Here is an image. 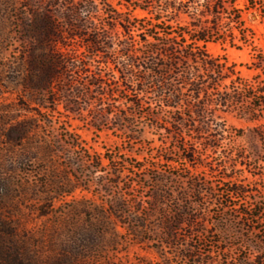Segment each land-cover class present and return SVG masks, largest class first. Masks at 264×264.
<instances>
[{"label": "trees", "instance_id": "1", "mask_svg": "<svg viewBox=\"0 0 264 264\" xmlns=\"http://www.w3.org/2000/svg\"><path fill=\"white\" fill-rule=\"evenodd\" d=\"M25 1L24 11L14 14L11 9L16 0H3L6 12L0 20V50L18 42L15 65L7 69L24 75H11L13 81L9 83L20 82L40 113L21 108L25 115L20 116L10 107L1 110L0 198L2 191L14 185L24 193L32 182L17 183L19 175H27L26 167L35 162L46 164L54 155L49 143L38 140L35 134L39 121L36 116L43 114L48 118L46 122H51L50 114L58 107L63 113L78 115L97 106V130L114 119L116 130L124 133L136 113L153 115L144 102L151 95L159 109L167 113V119L155 128L180 143L179 155L187 171L204 167L221 174L216 194L237 226L232 256L224 259L226 264H264V149L232 146L243 130L228 128L218 115L230 113L248 121L264 118V55L251 57L245 66L255 74L243 78L235 65L211 57L205 48L215 41L234 48H239L235 40L242 44L253 42L256 34L251 29L235 27L238 36L233 27L229 33L220 32L219 17L227 10L226 4L233 6L236 0H97V4L95 0ZM243 2L250 9H258L264 21L259 0ZM137 10L146 15L137 17ZM101 13L108 20L103 29L94 19ZM180 14L193 22L182 27L173 24ZM232 19L242 26L240 16ZM94 57L97 65L92 68ZM114 72L119 75H107ZM119 98L128 104L123 117L116 111ZM47 104L54 107L51 112ZM252 132L264 144V125ZM66 135L73 148H80L74 135L67 130ZM198 137L205 141L196 143ZM224 139L229 143L222 149L219 161L206 165L204 157L215 154ZM161 160L177 167L172 159ZM46 167L49 168L42 166ZM118 174L115 172V176ZM189 181L194 196H200L205 185L192 177ZM40 185L43 191L32 200L44 203L61 200L77 189L66 177L49 171ZM134 186L142 187L139 181ZM128 196L115 198L109 206L97 204V256L109 251L119 253L121 236L125 234L135 244L148 242L146 237L150 235L159 242L176 243L184 239L177 234L178 229L192 230L197 224L190 205H185L163 212L160 231L154 232L147 225L149 215L140 210V201ZM6 229L0 211V264H88L74 252L75 247H63L56 256L41 259L27 245L15 241ZM180 246V257L212 264L197 257L196 248L186 243Z\"/></svg>", "mask_w": 264, "mask_h": 264}, {"label": "rangeland", "instance_id": "2", "mask_svg": "<svg viewBox=\"0 0 264 264\" xmlns=\"http://www.w3.org/2000/svg\"><path fill=\"white\" fill-rule=\"evenodd\" d=\"M95 2L97 4V0ZM25 3V0H16L11 12L22 13ZM258 3L264 12V0H259ZM231 6L226 4L227 10L219 17L220 32L229 33V28L233 27V33L238 36L239 32L235 27L251 29L256 34L253 42L242 44L235 40L239 48H234L227 43L215 41L207 43L205 48L211 57L221 61L226 59L228 65H235L243 78H250L255 72L247 70L245 65L251 62V57L264 55V21L259 18V10L246 7L243 0H236L232 8ZM116 7L126 11L125 7ZM5 12L3 0H0V20ZM134 14L137 17L146 15L138 10ZM237 15L240 16L242 26L235 24V19H232ZM94 19L100 29L106 27L108 20L104 14L95 15ZM190 22L193 19L186 14H180L173 24L182 27ZM193 27L190 26V29ZM17 49L18 42H12L11 46L8 44L7 48L0 50V116L4 107L14 109L20 116L25 115L21 108L39 112L29 101L31 98L20 82L15 80L9 83L12 80L11 75H24L7 69L8 65H15L14 53ZM93 60L92 68L97 65V57ZM107 75L119 74L114 72ZM144 102L150 106L153 115L150 117L136 113L133 123L126 125L124 133L116 130L117 121L114 119L97 130V106H90L75 115L63 113L59 107L51 112L54 107L47 104L52 120L46 122L48 118L43 114L36 116L39 121L35 126V134L38 135V140L49 143L54 151L52 159L46 164L35 162L26 167L27 175H19L17 183L21 180L32 182L24 193L16 185L1 193V221H4L7 232L13 234L15 241L27 245L41 259L56 256L63 247H75L74 252L80 253L88 264H198L178 255L180 245L186 243L187 247L196 248L194 253L197 257L212 264H226L224 259L232 256L231 247L235 243L237 226L229 209L216 194L221 174L211 173L204 167L189 168L190 172L187 171L179 155L180 143L161 135V131L155 128L167 119L166 111L159 109L157 100L151 95H147ZM116 105L118 115L123 117L128 110L127 102L119 98ZM218 115L228 128L243 130L242 136L232 141V146L243 150L253 146L264 149V144L252 132L264 125V118L248 121L230 113ZM66 130L74 135L73 139L80 144V148L71 146ZM197 141L196 143L205 140L198 137ZM228 143L229 139L220 141L217 152L205 156L204 163L211 165L218 162L222 149ZM198 146L199 150L202 149L199 144ZM100 157L103 158L102 161L98 160ZM161 158L172 159L177 167L167 166L164 161H160ZM45 165L49 168L44 170L42 166ZM48 171L49 174L66 177L77 189L53 203L32 200L39 191H43L40 183ZM115 172L120 174L115 176ZM189 177L198 179L205 185L202 186L200 196H194ZM135 181H139L142 187H133ZM130 186L132 189H129ZM123 194L125 197L131 194L133 199L140 201V210L149 215L147 225L154 232L160 231L158 226L163 212L185 205H190L197 224L192 230L178 229L177 234L184 239L176 243L167 240L159 242L156 236L150 235L145 236L149 239L148 242L135 244L125 234L121 236L119 253L109 251L105 255L97 256V204L109 206L115 198ZM119 231L124 233L121 228Z\"/></svg>", "mask_w": 264, "mask_h": 264}]
</instances>
